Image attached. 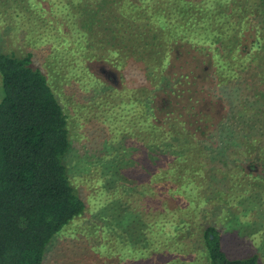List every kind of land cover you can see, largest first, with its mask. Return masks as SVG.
Here are the masks:
<instances>
[{
    "label": "rangeland",
    "instance_id": "1",
    "mask_svg": "<svg viewBox=\"0 0 264 264\" xmlns=\"http://www.w3.org/2000/svg\"><path fill=\"white\" fill-rule=\"evenodd\" d=\"M53 1L42 20L31 9L43 0H0V50L33 51L49 76L68 116L70 174L87 203L43 264H135L148 244L144 264H209L210 227L231 257L257 254L264 264V0H93L75 25ZM190 1H208L219 18L204 22L213 29L205 40L180 43L168 57L153 14L170 16ZM133 4L141 18L127 10ZM163 78L173 87H161ZM180 87L195 91L211 127L196 131L198 152L185 164L155 167L129 102L148 99L151 114L175 123L189 102V94L169 102Z\"/></svg>",
    "mask_w": 264,
    "mask_h": 264
},
{
    "label": "trees",
    "instance_id": "2",
    "mask_svg": "<svg viewBox=\"0 0 264 264\" xmlns=\"http://www.w3.org/2000/svg\"><path fill=\"white\" fill-rule=\"evenodd\" d=\"M43 1L47 6L36 3L31 9L42 20L45 11H52L54 6L53 0ZM58 1L60 8L65 7L69 11L71 18L66 22L75 25L76 20L85 15V10H89L87 8L93 0ZM134 5L127 10H136ZM210 9L208 1H190L170 16L153 14L159 29L155 39L160 41L162 34L166 36L167 43H163L168 47L166 56L174 58V50L180 43L182 46L184 42L193 44L198 38L205 40L204 33L209 34L213 29L204 22L213 16L218 17ZM142 16L137 8L135 17ZM95 17L88 15V19L94 20ZM92 24L93 21L89 24L90 29ZM33 57V51L17 54L16 51L0 50V264H43L54 237L73 220L87 213V203L77 190L68 166L72 149L68 116L49 76L34 62ZM162 85L173 87V82L163 78ZM171 90L175 93L169 102H186L189 94L188 107L187 104L181 107L182 111L175 115V123L167 124L160 111L157 115L151 114V108L146 103L148 99L140 101V104L134 99L129 102L135 105L130 110H135L131 113L137 115V127L143 131L147 129L151 137L149 156L153 166L159 168L171 161L176 166L180 161L185 164L198 152L192 139L196 131L206 133L205 129L211 127V118L205 119L196 109L195 91L189 93L187 87ZM152 116L156 117L154 122L151 121ZM158 173L155 169L151 171L156 182ZM151 176L149 178L152 179ZM173 212L176 214L177 209ZM203 234L209 264H260L257 254L231 257L214 227L204 229ZM149 246L141 249L135 264H144L146 258L150 259L147 253ZM155 254L157 258L164 256L162 252ZM126 256L123 259L125 263L131 259ZM181 261L175 258L173 264Z\"/></svg>",
    "mask_w": 264,
    "mask_h": 264
}]
</instances>
